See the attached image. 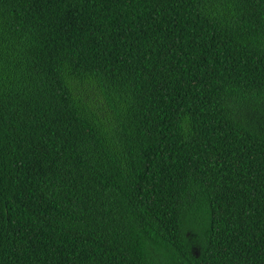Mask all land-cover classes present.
Returning <instances> with one entry per match:
<instances>
[{"label":"trees","instance_id":"16d2710c","mask_svg":"<svg viewBox=\"0 0 264 264\" xmlns=\"http://www.w3.org/2000/svg\"><path fill=\"white\" fill-rule=\"evenodd\" d=\"M0 264H264V0H0Z\"/></svg>","mask_w":264,"mask_h":264}]
</instances>
